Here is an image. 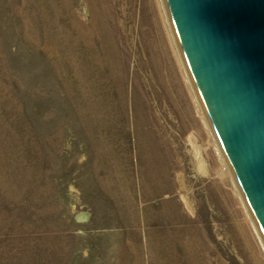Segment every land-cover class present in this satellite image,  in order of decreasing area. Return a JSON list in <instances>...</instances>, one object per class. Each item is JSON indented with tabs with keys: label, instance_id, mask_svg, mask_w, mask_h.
<instances>
[{
	"label": "rangeland",
	"instance_id": "374dc122",
	"mask_svg": "<svg viewBox=\"0 0 264 264\" xmlns=\"http://www.w3.org/2000/svg\"><path fill=\"white\" fill-rule=\"evenodd\" d=\"M165 2L0 0V264H264Z\"/></svg>",
	"mask_w": 264,
	"mask_h": 264
},
{
	"label": "water",
	"instance_id": "95a60500",
	"mask_svg": "<svg viewBox=\"0 0 264 264\" xmlns=\"http://www.w3.org/2000/svg\"><path fill=\"white\" fill-rule=\"evenodd\" d=\"M214 129L264 234V0H166Z\"/></svg>",
	"mask_w": 264,
	"mask_h": 264
},
{
	"label": "bare ground",
	"instance_id": "6f19581e",
	"mask_svg": "<svg viewBox=\"0 0 264 264\" xmlns=\"http://www.w3.org/2000/svg\"><path fill=\"white\" fill-rule=\"evenodd\" d=\"M164 2H165V0H164ZM166 3V2H165ZM167 8V7H166ZM167 11H168V9H167ZM169 16V15H168ZM170 21V20H169ZM188 67V66H187ZM190 73V72H189ZM190 76H191V74H189ZM190 78V77H189ZM191 80V79H190ZM191 82H193L192 80H191ZM193 84V86H194V84L195 83H192ZM195 86H196V84H195ZM196 88V87H195ZM196 90H197V88H196ZM198 91V90H197ZM196 95H197V101H198V103H199V105L201 106V108H202V110L204 111V113H203V115H204V117H205V119H206V121H207V124L209 125V127H210V124H209V121H208V118H209V116L207 115V111L205 110V106H204V104H203V101H202V99H201V97H200V95L196 92ZM210 119V118H209ZM211 121V120H210ZM212 127V126H211ZM211 127H210V129H211ZM212 129H213V127H212ZM216 145H217V149H218V152L221 154V156H225L224 154H223V151L222 150H224V149H221V145L218 143V140L216 139ZM198 153H199V155L201 156V154H202V148H201V146L199 145V147H198ZM224 158V157H223ZM227 160H228V158L227 159H224V161H225V165H226V168L227 169H229V170H231L230 169V163L229 162H227ZM235 175V174H234ZM237 179V178H236ZM238 182V181H237ZM236 182V183H237ZM242 196H243V194H242ZM245 200V199H244ZM246 201V200H245ZM248 205V204H247ZM246 205V206H247ZM250 205V204H249ZM250 210V209H249ZM251 212V211H250ZM252 215V214H251ZM256 223V222H255ZM258 226V225H257ZM260 226V225H259ZM259 231V230H258ZM261 238H263L262 237V235H261Z\"/></svg>",
	"mask_w": 264,
	"mask_h": 264
}]
</instances>
